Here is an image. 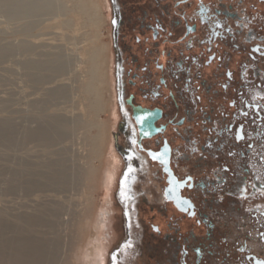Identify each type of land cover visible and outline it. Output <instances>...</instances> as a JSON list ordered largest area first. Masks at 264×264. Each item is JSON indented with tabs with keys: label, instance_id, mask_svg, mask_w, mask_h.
<instances>
[{
	"label": "flooded vegetation",
	"instance_id": "af4514ba",
	"mask_svg": "<svg viewBox=\"0 0 264 264\" xmlns=\"http://www.w3.org/2000/svg\"><path fill=\"white\" fill-rule=\"evenodd\" d=\"M103 4L113 130L96 264H264V0Z\"/></svg>",
	"mask_w": 264,
	"mask_h": 264
},
{
	"label": "rangeland",
	"instance_id": "374dc122",
	"mask_svg": "<svg viewBox=\"0 0 264 264\" xmlns=\"http://www.w3.org/2000/svg\"><path fill=\"white\" fill-rule=\"evenodd\" d=\"M2 3L0 264L25 236L43 244L40 264H96L113 130L103 0L15 20Z\"/></svg>",
	"mask_w": 264,
	"mask_h": 264
},
{
	"label": "bare ground",
	"instance_id": "6f19581e",
	"mask_svg": "<svg viewBox=\"0 0 264 264\" xmlns=\"http://www.w3.org/2000/svg\"><path fill=\"white\" fill-rule=\"evenodd\" d=\"M2 2H3L2 3L3 10L6 16L8 17V19L15 20L20 18H27L34 14L43 13L44 11H46L50 0H2ZM12 242H15V244L13 243V245H15L16 247L14 249V252L16 253L15 256L17 255L16 256L17 259L15 260V263L17 262L16 264H40L39 259L42 258L41 256L43 255L41 254L44 252V250L43 252H41L40 248L42 249L41 245L43 244L38 246L30 236H25L24 238H19V239L17 238ZM4 245L6 247L7 241L4 242ZM46 257L49 256L46 255ZM46 257L44 256L45 261H46Z\"/></svg>",
	"mask_w": 264,
	"mask_h": 264
},
{
	"label": "snow or ice",
	"instance_id": "6c2138e0",
	"mask_svg": "<svg viewBox=\"0 0 264 264\" xmlns=\"http://www.w3.org/2000/svg\"><path fill=\"white\" fill-rule=\"evenodd\" d=\"M129 171H131V169H129ZM114 259V258H113Z\"/></svg>",
	"mask_w": 264,
	"mask_h": 264
}]
</instances>
